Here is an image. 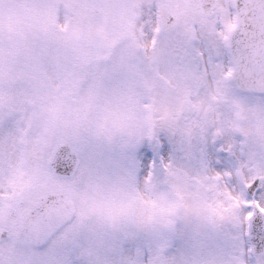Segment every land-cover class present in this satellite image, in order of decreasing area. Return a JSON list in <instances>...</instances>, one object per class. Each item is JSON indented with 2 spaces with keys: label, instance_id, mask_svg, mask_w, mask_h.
<instances>
[{
  "label": "snow or ice",
  "instance_id": "6c2138e0",
  "mask_svg": "<svg viewBox=\"0 0 264 264\" xmlns=\"http://www.w3.org/2000/svg\"><path fill=\"white\" fill-rule=\"evenodd\" d=\"M0 264H264V0H0Z\"/></svg>",
  "mask_w": 264,
  "mask_h": 264
}]
</instances>
